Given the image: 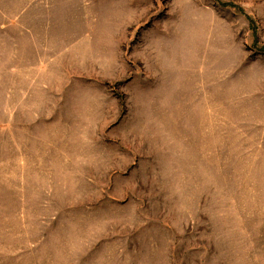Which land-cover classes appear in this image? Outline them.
I'll return each mask as SVG.
<instances>
[{
  "label": "rangeland",
  "instance_id": "rangeland-1",
  "mask_svg": "<svg viewBox=\"0 0 264 264\" xmlns=\"http://www.w3.org/2000/svg\"><path fill=\"white\" fill-rule=\"evenodd\" d=\"M0 264H264V0H0Z\"/></svg>",
  "mask_w": 264,
  "mask_h": 264
}]
</instances>
